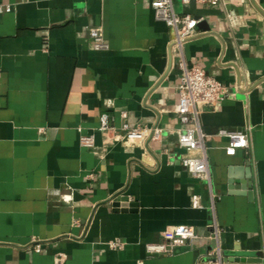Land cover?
<instances>
[{
	"label": "crops",
	"instance_id": "0c3cea01",
	"mask_svg": "<svg viewBox=\"0 0 264 264\" xmlns=\"http://www.w3.org/2000/svg\"><path fill=\"white\" fill-rule=\"evenodd\" d=\"M0 2L12 5L0 13V264H207L210 192L182 163L173 31L151 0ZM174 5L198 20L188 61L228 91L202 114L225 259L264 264V0ZM92 26L104 28L109 49L92 47ZM105 111L118 127L162 135L101 158L79 139L102 143ZM221 128H249L251 146L227 154ZM118 193L127 210L114 207ZM195 194L203 207H193ZM176 224L198 237L151 256L146 244ZM243 253L262 257L236 261Z\"/></svg>",
	"mask_w": 264,
	"mask_h": 264
},
{
	"label": "built area",
	"instance_id": "2783aa9c",
	"mask_svg": "<svg viewBox=\"0 0 264 264\" xmlns=\"http://www.w3.org/2000/svg\"><path fill=\"white\" fill-rule=\"evenodd\" d=\"M188 5L192 0H182ZM203 4H219L222 0H195ZM152 8L157 19L164 21L173 31L170 48L178 68L180 81L177 85L179 93L178 114L183 124L178 133V144L184 150L182 163L197 178L204 180L210 192L213 219L210 223L211 238L214 246L209 251L207 264H227L222 246L223 228L216 214V196L213 192L210 157L206 144V134L202 127V114L204 108L214 105L217 101L228 95L226 86L198 63H190L185 55V44L197 35L198 20L190 13H179L174 5V0H151ZM12 11V5L0 2V13ZM92 47L95 50H107L109 41L102 26L89 28ZM98 130L102 134V143L98 144L94 134H80V144L91 149L97 156L104 158L111 149L120 142L160 139L162 128L143 125H130L124 123L116 126L113 116L107 111L100 115ZM219 135L228 137L226 153L233 155L239 148L251 146V130L221 128ZM193 207L201 208V196H193ZM198 233L194 226L189 224H176L169 226L163 233V240L146 244L147 252L151 255L173 254L177 247L189 244ZM113 248L123 246L120 240L110 242ZM37 251L41 245L36 244Z\"/></svg>",
	"mask_w": 264,
	"mask_h": 264
},
{
	"label": "water",
	"instance_id": "95a60500",
	"mask_svg": "<svg viewBox=\"0 0 264 264\" xmlns=\"http://www.w3.org/2000/svg\"><path fill=\"white\" fill-rule=\"evenodd\" d=\"M129 197L127 195H123L122 193H118L117 195H115L113 197V205L114 207L118 208V207H122L123 210H127V208L130 206V201H129ZM131 210H135L134 208H132ZM256 256L262 257V255L258 254ZM256 256H251L249 255V253H243V255H240V257H237L235 260L236 261H255V259H253Z\"/></svg>",
	"mask_w": 264,
	"mask_h": 264
}]
</instances>
